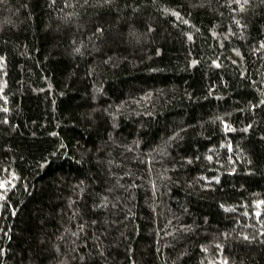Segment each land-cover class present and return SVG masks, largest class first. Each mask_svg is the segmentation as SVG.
<instances>
[{"label":"trees","instance_id":"1","mask_svg":"<svg viewBox=\"0 0 264 264\" xmlns=\"http://www.w3.org/2000/svg\"><path fill=\"white\" fill-rule=\"evenodd\" d=\"M0 264H264V0H0Z\"/></svg>","mask_w":264,"mask_h":264}]
</instances>
